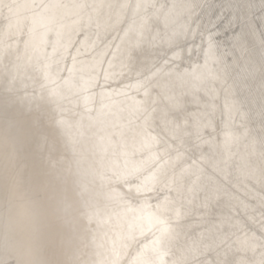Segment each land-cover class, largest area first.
Returning a JSON list of instances; mask_svg holds the SVG:
<instances>
[{"label":"bare ground","instance_id":"1","mask_svg":"<svg viewBox=\"0 0 264 264\" xmlns=\"http://www.w3.org/2000/svg\"><path fill=\"white\" fill-rule=\"evenodd\" d=\"M191 3L239 17L219 40L229 76L244 75L242 46L258 59L264 43V0H0V264L264 259L260 84L249 118L247 103L228 107L231 79L209 78L220 63H165ZM153 64L149 96L127 87ZM177 122L166 153L150 137Z\"/></svg>","mask_w":264,"mask_h":264},{"label":"snow or ice","instance_id":"2","mask_svg":"<svg viewBox=\"0 0 264 264\" xmlns=\"http://www.w3.org/2000/svg\"><path fill=\"white\" fill-rule=\"evenodd\" d=\"M139 7V6H137ZM166 7V6H162ZM175 7V6H174ZM184 11L183 22L180 25L179 31L175 32L173 36L169 37L167 40L168 45V54L165 59L166 64H176L177 61H183L185 57H192L197 52L200 55H203L205 60V66H207L209 60L212 62L220 63L224 66V75L222 76L219 72H213L210 74V79L221 81L227 84V81L231 79V85H229V96L230 101L228 107L231 110L237 112L244 111V105L247 103L249 105V110L246 115L249 118H252L255 115V109L251 107L255 97L252 95L253 91L256 88L257 81L260 84V101H259V117L262 125V134L260 137V143L262 148H264V43L261 45V49L258 54V59L256 55L250 53L246 47L242 46V51H244L250 57V63L247 66L246 73L238 77H230L227 72V50L221 54V42L219 36L222 32H227L232 29L233 24L239 17H229L225 20V17L221 15H216L213 17L210 14V9L212 5L210 4H201V3H191L184 4L179 6ZM199 9V12H197ZM223 25V27H222ZM180 37H183V42ZM191 38L193 44L197 39L200 43L198 47H188L187 42ZM242 39V33L232 32V41L234 45H240ZM130 70V64L125 65ZM159 68L156 65H145L143 70L139 71L135 77V83L129 84L127 87L136 89L137 91H143L146 96L150 95L152 86L159 81ZM258 71V75H257ZM244 89H247L245 93ZM173 103L178 104V101H173ZM177 122L174 126L167 129L166 138L161 137L159 134L150 137L151 141L157 143L160 148H163L167 153L169 152V142L175 143L177 140L183 138V131ZM170 134V135H169ZM197 139L203 141L204 138L199 136L197 133ZM179 154H177V159H179ZM163 159V157H160ZM156 178H153L155 180ZM145 190L147 186L145 185ZM217 193H214L211 186L205 188L204 190V201L202 207L208 208L211 206V202L214 196ZM161 209L165 213H173L177 220L184 215L183 211L178 208L171 207L168 197H165L163 202L160 203ZM169 222L172 221V215H167ZM161 223H164L162 220ZM175 227H180L176 224ZM164 233L170 231V225L165 224V227L162 229ZM225 255H227L225 253ZM219 264H235L234 261L224 259L219 262ZM239 264H247L246 261H240ZM260 264H264V259L261 260Z\"/></svg>","mask_w":264,"mask_h":264}]
</instances>
